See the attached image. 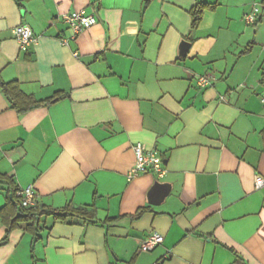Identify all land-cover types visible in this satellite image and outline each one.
I'll use <instances>...</instances> for the list:
<instances>
[{
  "label": "crops",
  "instance_id": "0c3cea01",
  "mask_svg": "<svg viewBox=\"0 0 264 264\" xmlns=\"http://www.w3.org/2000/svg\"><path fill=\"white\" fill-rule=\"evenodd\" d=\"M198 3L214 8L191 30ZM81 10L97 22L69 39L63 15ZM0 79L67 94L18 113L0 89V173L40 207L93 206L97 220L50 216L6 239L0 219V264H264V0H0ZM137 144L164 176L128 180ZM157 182L170 193L152 204ZM153 231L164 241L140 250Z\"/></svg>",
  "mask_w": 264,
  "mask_h": 264
},
{
  "label": "trees",
  "instance_id": "16d2710c",
  "mask_svg": "<svg viewBox=\"0 0 264 264\" xmlns=\"http://www.w3.org/2000/svg\"><path fill=\"white\" fill-rule=\"evenodd\" d=\"M214 8L207 3H198L190 11L191 30L198 28L204 12L207 9ZM0 89L12 103L18 113H25L34 108L53 103L62 99L67 94L58 92L51 98L38 100L33 95L26 94L18 81L5 82L0 79ZM0 190H5L7 199L5 205L0 209V219L6 226V239L11 232L19 228L20 225L26 224L27 230L37 236V233L43 226L46 217H52L55 221L74 223L77 221L96 223V210L93 206H74L68 204L61 209L23 206L20 196L17 192L20 187L15 183L13 176L0 173ZM142 212L140 210L137 214ZM137 214L135 216H137Z\"/></svg>",
  "mask_w": 264,
  "mask_h": 264
},
{
  "label": "built area",
  "instance_id": "2783aa9c",
  "mask_svg": "<svg viewBox=\"0 0 264 264\" xmlns=\"http://www.w3.org/2000/svg\"><path fill=\"white\" fill-rule=\"evenodd\" d=\"M259 13L260 8L255 6L251 12L245 14L244 19L248 24L254 25L258 21ZM63 21L68 26L70 32L69 39H76L80 32L93 26L97 22V19L95 15L81 10L64 14ZM13 35L23 51L29 50L30 47L36 43V37L31 27L27 24H20L13 28ZM196 80L202 87L207 86L211 82L210 77L207 75H198L196 76ZM260 98L264 103V88ZM134 150L136 153V162L127 173L128 180H131L150 169L155 170L160 177L164 176L165 169L163 160L156 152L146 151L141 144L134 146ZM263 182L264 180L260 179V184ZM17 194L20 196L23 206L35 207L37 205L36 190L33 185L20 188ZM163 241L164 236L157 231H153L142 241L140 250L152 251Z\"/></svg>",
  "mask_w": 264,
  "mask_h": 264
},
{
  "label": "water",
  "instance_id": "95a60500",
  "mask_svg": "<svg viewBox=\"0 0 264 264\" xmlns=\"http://www.w3.org/2000/svg\"><path fill=\"white\" fill-rule=\"evenodd\" d=\"M190 48V42L187 40H182L180 43L179 51H180V56L185 57L189 51ZM170 185L167 183L163 182H157L155 185L152 187V189L149 192V202L152 204H157L162 199L166 198L167 195L170 193Z\"/></svg>",
  "mask_w": 264,
  "mask_h": 264
}]
</instances>
